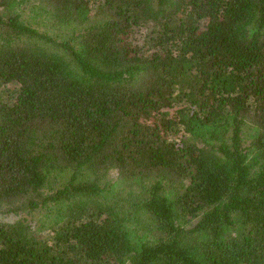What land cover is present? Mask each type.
<instances>
[{
  "label": "trees",
  "instance_id": "1",
  "mask_svg": "<svg viewBox=\"0 0 264 264\" xmlns=\"http://www.w3.org/2000/svg\"><path fill=\"white\" fill-rule=\"evenodd\" d=\"M0 209V264H264V0H0Z\"/></svg>",
  "mask_w": 264,
  "mask_h": 264
},
{
  "label": "rangeland",
  "instance_id": "2",
  "mask_svg": "<svg viewBox=\"0 0 264 264\" xmlns=\"http://www.w3.org/2000/svg\"><path fill=\"white\" fill-rule=\"evenodd\" d=\"M24 19L29 21L28 23H30L31 26L35 28L38 32H45L48 35H54L60 32L58 28L51 26L49 22H45L43 20L38 21L39 19L30 12L24 15ZM9 89L11 90L12 87H9ZM2 210L3 209H0V223L12 222L14 220V217L5 212H2ZM34 220L35 218H33V221Z\"/></svg>",
  "mask_w": 264,
  "mask_h": 264
}]
</instances>
